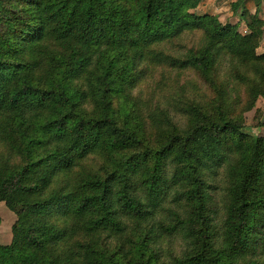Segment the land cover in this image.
<instances>
[{"label": "trees", "instance_id": "16d2710c", "mask_svg": "<svg viewBox=\"0 0 264 264\" xmlns=\"http://www.w3.org/2000/svg\"><path fill=\"white\" fill-rule=\"evenodd\" d=\"M200 2L0 0V202L16 216L0 264H264V136L244 132L264 19L240 0V31ZM146 62L209 90L173 103L183 127L133 95ZM176 236L179 254L162 248Z\"/></svg>", "mask_w": 264, "mask_h": 264}, {"label": "rangeland", "instance_id": "374dc122", "mask_svg": "<svg viewBox=\"0 0 264 264\" xmlns=\"http://www.w3.org/2000/svg\"><path fill=\"white\" fill-rule=\"evenodd\" d=\"M238 1L240 0L234 2H232V0H201L199 6L193 12L197 15H212L215 10L220 9L219 11L221 12L217 15L221 17V22L234 23V20H232L233 16H229L231 8L228 9V7H233ZM243 4H246L247 8L251 11H254L256 6L255 0H245ZM237 10L241 11V7H238ZM237 12L239 14V11ZM234 18L239 20L237 15H235ZM238 23L240 24L239 28H241L240 31H244V22L240 21ZM199 41V35H188L184 39L174 42L175 44H171L170 47H166L165 50L174 56L180 57L181 54H184L188 49L194 47L196 44L198 45ZM256 53H264V35ZM142 66L144 67V76L135 85L133 95L147 101L152 107L159 106L167 109L174 121L177 122L180 127L184 126L185 121L184 118H181L179 114L175 113L173 103L177 99L185 100L187 98H193L199 101L211 95L207 87L195 77L191 71L183 72L182 70H177L169 66L168 68H160L158 67V64H149L148 62ZM263 122L264 98H258L254 107L244 114V132L250 136L263 137L264 127L261 126ZM222 173L223 171L221 168L218 171V176L213 179L211 178L210 180L212 185H216L211 194L213 199L211 208L214 211V219L217 225H220L222 212ZM0 203V235H2V240H4L3 235L11 233V226L15 222L16 216L6 208L4 202ZM10 216L13 217V219ZM166 246H169L174 253L179 254L183 248L182 238L178 236L170 237L167 241L162 242V248H165Z\"/></svg>", "mask_w": 264, "mask_h": 264}, {"label": "crops", "instance_id": "0c3cea01", "mask_svg": "<svg viewBox=\"0 0 264 264\" xmlns=\"http://www.w3.org/2000/svg\"><path fill=\"white\" fill-rule=\"evenodd\" d=\"M234 1H236V0H232V2H234ZM243 1H245V0H243ZM255 2H256V6H255V8H254V11H251V10H249L248 8H247V2H246V4H245V8L249 11V13L250 14H254L255 12H256V10L257 9H259V16H260V18L261 19H264V2H263V0H255ZM223 8V7H222ZM231 8V13L229 14V16H233V19L232 20H234V23H231V24H236V23H238V22H240V21H243V19L240 17V14H241V11L240 10H234L233 9V7H228V9H230ZM220 9H218V10H215L214 11V13H212V15H215V16H217L218 17V20L221 22V20H220V18L221 17H219L217 14L219 13V12H221V11H219ZM237 11H239V14H238V12ZM235 15H237L238 17H239V20H237V18L235 19L234 18V16ZM229 22V21H228ZM244 22V21H243ZM222 23V22H221ZM230 23V22H229ZM224 24V23H223ZM240 25V24H239ZM241 29V28H240ZM1 204V203H0ZM11 217V216H10ZM12 219H13V217H11ZM3 239L4 240H2V235H0V243L1 244H4V245H8V244H10V242H11V239H12V235H11V233H8L7 235H3Z\"/></svg>", "mask_w": 264, "mask_h": 264}]
</instances>
